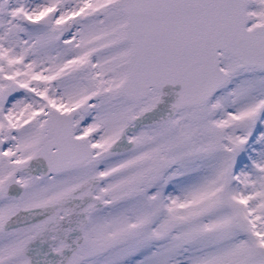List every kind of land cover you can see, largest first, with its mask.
Segmentation results:
<instances>
[{
  "label": "snow or ice",
  "instance_id": "6c2138e0",
  "mask_svg": "<svg viewBox=\"0 0 264 264\" xmlns=\"http://www.w3.org/2000/svg\"><path fill=\"white\" fill-rule=\"evenodd\" d=\"M0 264H264V0H0Z\"/></svg>",
  "mask_w": 264,
  "mask_h": 264
}]
</instances>
